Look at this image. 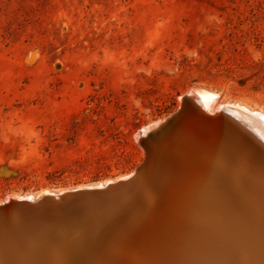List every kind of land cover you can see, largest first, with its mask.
I'll use <instances>...</instances> for the list:
<instances>
[{"label": "rangeland", "instance_id": "rangeland-1", "mask_svg": "<svg viewBox=\"0 0 264 264\" xmlns=\"http://www.w3.org/2000/svg\"><path fill=\"white\" fill-rule=\"evenodd\" d=\"M195 90L264 113V0H0V202L130 175Z\"/></svg>", "mask_w": 264, "mask_h": 264}, {"label": "bare ground", "instance_id": "bare-ground-1", "mask_svg": "<svg viewBox=\"0 0 264 264\" xmlns=\"http://www.w3.org/2000/svg\"><path fill=\"white\" fill-rule=\"evenodd\" d=\"M219 99L208 92L192 101L198 113L187 115L178 143H161L167 158L157 166V182H141L125 195L122 212L108 196L71 210L0 217V264H264V168L247 155L250 131L234 119L228 127L219 115ZM235 106L264 120L258 110ZM217 120L233 141L230 151L215 129ZM203 121L213 124L208 135L201 131ZM44 192L31 196L37 200Z\"/></svg>", "mask_w": 264, "mask_h": 264}, {"label": "water", "instance_id": "water-1", "mask_svg": "<svg viewBox=\"0 0 264 264\" xmlns=\"http://www.w3.org/2000/svg\"><path fill=\"white\" fill-rule=\"evenodd\" d=\"M201 91L202 92L199 93L201 95L199 97L200 99L197 97L199 95L198 93H195V97L188 93L182 98L181 106L174 114L169 116L163 122L159 123L157 126L151 128V130L148 132H144L142 130L139 133L141 137L140 144L146 151V158L143 163L130 175L119 177L116 180H111V182H107V184L104 185L101 182L99 185L97 183L83 185L73 189H62L65 190V192L62 193L59 192V190H55L56 192L52 194H49L45 191L37 200L34 199L31 194L23 195L21 198H19L18 195L11 194L8 195L2 202H0V217L2 219L13 220V213L15 211H18L19 216L23 218L27 215L40 214L41 212H43L42 214H46L52 211L60 212L62 210H71L79 207V205L85 201H89L91 199L104 201L108 196V198L113 200L116 206H118L120 205L122 198L135 190L141 182L151 184V186L154 185L158 178H156V173H158L159 170L157 166L159 167V165L165 162L167 158V154L163 153L162 148H170L174 141L177 142V137L180 136V132L184 126V123L187 121V115L190 113H195V115H197L198 112L195 111L192 101H200L208 94L207 91ZM236 110L237 106L233 105V103L231 105L225 104L223 105L219 115L227 118L228 121L226 123H228V127H234L232 125V119H234L239 127L243 128L245 131H250L249 134L245 132V134L250 138H247L248 140L246 139L247 155L250 159H252L253 162L257 163L259 166L261 165L259 168H264V152L262 151L263 154L261 152V155L258 154L260 149L264 150V146L263 148L259 147L260 143L264 145V120L259 117H251L244 111H240L239 113L238 110ZM231 113L233 114L229 116ZM218 120L215 121V129L222 133L221 135L223 136L224 140H227V147L230 151L234 148L233 141L232 143H229L231 137L230 135L225 134L226 131H223L227 128L223 127L221 120V123H219L220 121ZM217 124H220L221 126H217ZM211 125L213 124L210 122H205L201 126L203 127L201 131L208 135ZM250 135L255 137L254 140ZM163 142H165V147H162L161 145ZM256 147L259 148L257 152L253 150L257 149ZM219 151L222 150L220 149ZM141 179H143V181ZM86 186L88 189H86ZM52 198L57 199L56 202H53L54 200H52ZM136 199H140L139 196L136 197ZM120 210L121 212L124 210V207L121 205ZM105 229L110 233V231L113 230V223L105 226ZM80 256L83 258L82 254H79V257Z\"/></svg>", "mask_w": 264, "mask_h": 264}]
</instances>
